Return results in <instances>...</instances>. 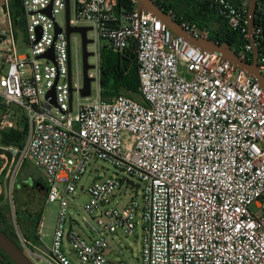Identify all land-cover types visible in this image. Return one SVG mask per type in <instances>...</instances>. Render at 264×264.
I'll list each match as a JSON object with an SVG mask.
<instances>
[{"label": "built area", "instance_id": "2783aa9c", "mask_svg": "<svg viewBox=\"0 0 264 264\" xmlns=\"http://www.w3.org/2000/svg\"><path fill=\"white\" fill-rule=\"evenodd\" d=\"M69 1L68 19L67 0H19L17 23L12 0H0V206L12 205L16 177L28 161L44 172L47 201L60 205L52 246L29 240L22 241L23 250L35 264H74L68 252L81 264H130L111 260L107 250L113 244L114 256L120 254L116 236L133 235L141 224V264H264V89L259 81L145 11L133 19L135 10L125 13L118 0ZM213 4L218 16L248 40L232 48L252 62L249 0ZM179 22L194 38L211 34L194 20ZM69 26L90 27L88 74L98 95L88 103L80 100L83 37L73 32L68 38ZM20 31L26 33L25 54L19 53ZM261 32L255 27L257 44ZM131 42L142 101L124 94L104 99L102 49L122 51ZM51 49L52 56L44 57ZM258 68L264 75L261 53ZM53 88L58 106L48 97ZM21 114L28 124L24 144H3L4 132L18 125ZM97 160L137 179L143 206L136 200L123 208L112 202L126 178H97L85 190L87 231L79 232L74 219L66 226L68 207ZM0 264L6 263L0 259Z\"/></svg>", "mask_w": 264, "mask_h": 264}, {"label": "rangeland", "instance_id": "374dc122", "mask_svg": "<svg viewBox=\"0 0 264 264\" xmlns=\"http://www.w3.org/2000/svg\"><path fill=\"white\" fill-rule=\"evenodd\" d=\"M126 22L125 24H127ZM74 35L72 38V56H73V76L74 80L77 77V50ZM18 46L19 53L25 54L28 52V44L26 39V33L20 31L18 33ZM82 47L79 45V60L82 65ZM0 70V79H1ZM98 95L97 82H93V93L89 97L80 96V100L83 103H88L93 101ZM78 95H75V104H78ZM136 100L141 98V95H135ZM120 175L124 179V183L120 189L116 191V196L112 199L114 203L115 200L118 201V206L123 208L125 205L130 203L132 200H136L140 205L143 206V188L142 186L138 190V195H135V190L130 186L127 181L131 180L135 183H140L137 179L131 178L129 175L125 174L123 171L118 170L112 163L104 160H97L92 162L88 168V171L81 177L79 182V187L74 193L75 202H72L68 207V217H67V227H70V219H74L77 222L73 226L79 232H86L87 228L83 221L85 215L84 205L89 199V193L85 191L95 179H104L112 175ZM100 177V178H99ZM35 182L41 183L43 188H37L34 184ZM46 181L44 179L43 170L38 167L34 162L28 161L22 167L19 174L16 177L13 190V203L10 202V211L7 214V220L11 222L13 227L16 242L22 247V241H29L28 233L29 230L33 233H37L38 230V220L42 222V227H40V233L43 236V241L50 248L53 244L54 231L58 221L60 213V205L58 202L52 203L48 202L46 198ZM4 195V203L7 202ZM137 220H142V210L139 211ZM142 233L141 224L138 225L136 232L133 235H126L124 233H119L115 238V243L119 247L121 253L116 256L113 255L115 252V246L113 244L107 250V256L113 260L118 261L120 259H125L130 262V264H141V253H142V239L137 237V234ZM68 244L66 243V247ZM68 255L72 259L74 264H81L74 253L68 252Z\"/></svg>", "mask_w": 264, "mask_h": 264}, {"label": "trees", "instance_id": "16d2710c", "mask_svg": "<svg viewBox=\"0 0 264 264\" xmlns=\"http://www.w3.org/2000/svg\"><path fill=\"white\" fill-rule=\"evenodd\" d=\"M156 3L165 11L175 14V18L180 21L182 18L200 21L203 12L217 13L216 5L213 0H155ZM185 1L189 7L181 10L180 4ZM119 9L125 13H133L137 3L134 0H118ZM19 0H12V8L17 23H20L21 10ZM218 14V13H217ZM255 26L261 28L262 32L258 37L260 53L264 55V0L258 2L255 16ZM220 43L229 42L233 47H239L248 41L244 36L233 31L226 23L224 37L218 39ZM102 97L110 99L116 95L124 94L135 99L139 92V74L136 55V44L131 42L128 47L122 51H115L108 46L102 49ZM27 118L23 114L20 116L18 125L3 134L2 143L6 145L22 146L25 142L27 132ZM37 188H43L41 183L35 182ZM2 200V196L0 198ZM10 206L5 204L0 206V228L9 234L12 238L15 233L11 222L7 220V214ZM40 224V219L38 223ZM0 259L6 264H13L7 256L0 250Z\"/></svg>", "mask_w": 264, "mask_h": 264}, {"label": "water", "instance_id": "95a60500", "mask_svg": "<svg viewBox=\"0 0 264 264\" xmlns=\"http://www.w3.org/2000/svg\"><path fill=\"white\" fill-rule=\"evenodd\" d=\"M137 3L135 13L132 14V18L135 19L139 17L143 11L156 16L161 21H163L169 29H171L175 35L181 36L184 40L189 41L193 45L200 47L203 51L219 53L224 59L229 60L230 62L236 64L239 68L244 69L247 73L254 78H256L264 89V75L260 72L258 68V58L260 56V48L256 43L255 37V16L258 7V2L260 0H249L248 5V26H249V35L250 42L254 45V54L252 62H244L240 59L237 52L232 48L229 42H218L211 38H194L189 34L184 28H182L179 21L174 19L171 13L163 10L155 0H134ZM48 13L51 14V11L48 10ZM67 18L70 16V1L67 0ZM90 27H68V38L73 32H80L83 37V78H84V87L81 90L83 97H89L92 94V81L88 74V70L93 66L89 64V56L91 53L87 50V44L92 42V39L87 37V31ZM61 29L57 26V31ZM53 49L45 53L43 56H52ZM69 79L71 81V69L69 73ZM48 97L52 98V102L57 105L55 98V88H53ZM72 100V94H71ZM58 106V105H57ZM128 183L135 187V195H137V190L139 189V184L134 183L133 181H128ZM0 250L7 256V258L13 264H35L34 261L27 255L23 248L7 234L4 230L0 228Z\"/></svg>", "mask_w": 264, "mask_h": 264}, {"label": "crops", "instance_id": "0c3cea01", "mask_svg": "<svg viewBox=\"0 0 264 264\" xmlns=\"http://www.w3.org/2000/svg\"><path fill=\"white\" fill-rule=\"evenodd\" d=\"M232 3H239L241 2V0H229ZM189 7V5L183 1L182 4H180V9L184 10L187 9ZM202 19L200 21H196L198 22L201 26H205L208 27L210 29V36L209 38L213 39V40H217L218 39H222L224 37V30H225V26H226V22L220 17L218 16L217 13H214L213 11L211 12H203V14L201 15ZM232 46V45H231ZM138 101H142V98H138ZM1 198V197H0ZM2 200L0 199V202ZM40 227H42V222H40L39 226H38V230L37 233H33V231L31 232L29 230V233L27 234L30 241L33 242L36 245H44L45 249H47V245L45 244V242L43 241V236L41 235V231H40ZM40 235L42 236V239L40 240ZM114 255V253H113Z\"/></svg>", "mask_w": 264, "mask_h": 264}]
</instances>
